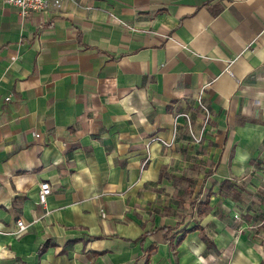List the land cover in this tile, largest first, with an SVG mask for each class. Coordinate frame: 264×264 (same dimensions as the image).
Returning a JSON list of instances; mask_svg holds the SVG:
<instances>
[{"label": "crops", "instance_id": "crops-1", "mask_svg": "<svg viewBox=\"0 0 264 264\" xmlns=\"http://www.w3.org/2000/svg\"><path fill=\"white\" fill-rule=\"evenodd\" d=\"M263 161L264 0H0V264H264Z\"/></svg>", "mask_w": 264, "mask_h": 264}, {"label": "built area", "instance_id": "built-area-1", "mask_svg": "<svg viewBox=\"0 0 264 264\" xmlns=\"http://www.w3.org/2000/svg\"><path fill=\"white\" fill-rule=\"evenodd\" d=\"M4 3L8 5L15 6L19 13L23 18H27L35 13H45L48 11L52 4H56L58 6L62 5L63 0H3ZM199 107L204 113V128L206 125L210 122L211 119V109L210 107L203 101V99L200 97L198 100ZM188 121V127L191 134V137L194 141L198 142L201 141V136H197L196 131L194 130L193 124H192V118L189 114H184ZM52 188L49 182H43L40 186V191L38 195L39 203L41 205H46L48 202V198L51 195ZM17 235L22 236L24 233L28 231L29 225L26 224L23 220L19 219L17 221Z\"/></svg>", "mask_w": 264, "mask_h": 264}, {"label": "rangeland", "instance_id": "rangeland-1", "mask_svg": "<svg viewBox=\"0 0 264 264\" xmlns=\"http://www.w3.org/2000/svg\"><path fill=\"white\" fill-rule=\"evenodd\" d=\"M256 161L257 159H255L254 165L257 164ZM261 168L264 169V161L261 165ZM258 181L260 183L258 184L259 186L256 187V190H253L249 187V180H242L241 182H238V180H236L237 186L239 189H242L243 194L240 201L242 203H245V205L247 204V206L251 204L249 208L254 211L256 221L260 220L264 215V213L261 212L264 209V178L261 177V179H258ZM183 201L187 202V199L183 198Z\"/></svg>", "mask_w": 264, "mask_h": 264}, {"label": "trees", "instance_id": "trees-1", "mask_svg": "<svg viewBox=\"0 0 264 264\" xmlns=\"http://www.w3.org/2000/svg\"><path fill=\"white\" fill-rule=\"evenodd\" d=\"M182 238V237H181ZM207 241H208V245H210L211 244V241L209 240V239H207ZM45 247V246H44ZM44 247H41V251L44 249Z\"/></svg>", "mask_w": 264, "mask_h": 264}]
</instances>
